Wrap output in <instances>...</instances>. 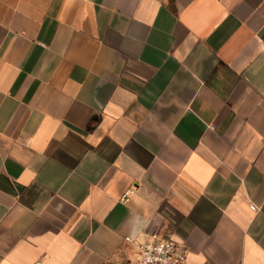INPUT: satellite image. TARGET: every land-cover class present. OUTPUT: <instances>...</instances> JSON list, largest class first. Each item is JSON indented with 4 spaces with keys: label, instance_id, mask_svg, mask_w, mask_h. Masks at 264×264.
Here are the masks:
<instances>
[{
    "label": "crops",
    "instance_id": "crops-1",
    "mask_svg": "<svg viewBox=\"0 0 264 264\" xmlns=\"http://www.w3.org/2000/svg\"><path fill=\"white\" fill-rule=\"evenodd\" d=\"M152 235L264 264V0H0V264Z\"/></svg>",
    "mask_w": 264,
    "mask_h": 264
},
{
    "label": "built area",
    "instance_id": "built-area-1",
    "mask_svg": "<svg viewBox=\"0 0 264 264\" xmlns=\"http://www.w3.org/2000/svg\"><path fill=\"white\" fill-rule=\"evenodd\" d=\"M129 193L124 194V201H127ZM251 211H255L254 206L249 207ZM138 253L137 264H186L185 253L180 247L169 238H160L156 235L146 236L143 241H132ZM37 264V263H36Z\"/></svg>",
    "mask_w": 264,
    "mask_h": 264
}]
</instances>
